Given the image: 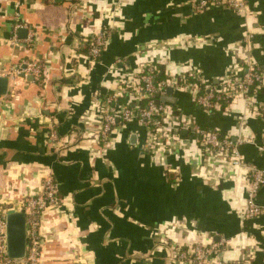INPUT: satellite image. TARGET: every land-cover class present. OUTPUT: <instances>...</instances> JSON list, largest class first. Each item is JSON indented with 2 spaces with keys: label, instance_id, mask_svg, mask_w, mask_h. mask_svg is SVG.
<instances>
[{
  "label": "crops",
  "instance_id": "crops-1",
  "mask_svg": "<svg viewBox=\"0 0 264 264\" xmlns=\"http://www.w3.org/2000/svg\"><path fill=\"white\" fill-rule=\"evenodd\" d=\"M191 1L0 0V76L7 78L0 95V208L19 210L45 177L55 181L59 202L40 218L41 264H178L168 243L208 236L222 242V260L238 261L252 248L249 264H264V212L243 217L246 166L264 167V118L242 99L204 110L173 90L175 102H164L201 127L249 139L239 146L244 165L205 155L188 132L166 149L146 150L135 120L116 124L105 146L96 140L97 96L141 63L163 65L166 75L197 71L213 83L230 71L242 74L247 56L264 66V0H245V13L198 11ZM16 24L27 27L16 30L15 44ZM29 29L35 34L28 46ZM99 33L103 51L91 61L85 40ZM23 59L37 62L41 75L15 73ZM254 99H264V81ZM49 127L56 141L47 139ZM256 202L264 209V185Z\"/></svg>",
  "mask_w": 264,
  "mask_h": 264
},
{
  "label": "built area",
  "instance_id": "built-area-1",
  "mask_svg": "<svg viewBox=\"0 0 264 264\" xmlns=\"http://www.w3.org/2000/svg\"><path fill=\"white\" fill-rule=\"evenodd\" d=\"M191 6L198 11L216 6L244 13L248 11L245 0H192ZM19 27L27 26L16 24L13 27L12 43L16 44L19 41L16 35ZM34 34L35 32L29 29V34L23 39L26 45L33 43ZM250 37L252 34H248L246 40L249 41ZM104 38V33H99L85 40L86 55L89 60L95 61L100 56ZM242 68H244L242 74L237 75L230 71L213 83L197 71L178 75L167 74L163 79H156V68L153 63H141L131 78L119 81L116 88L103 98L97 96L96 104L101 121L97 128L96 140L101 146H105L116 124L135 120L145 130L143 147L146 150L166 149L181 140L182 132H188L195 137L205 155L227 160L233 165H244L239 146L249 142V139L241 135L231 138L222 135L217 129L201 127L193 118L177 111L170 103L157 101L166 88L171 87L173 90L189 94L192 101L204 110L228 108L242 99L250 113L264 118V99L259 102L254 99V95L263 88L264 66H259L247 56ZM15 73L39 77L41 68L37 62L23 59L15 68ZM97 94L101 93L98 91ZM119 97L125 98V101L117 102ZM129 98H132L130 101L133 100L130 103ZM47 139L50 141L58 139L54 127H49ZM258 149L264 151V142L258 146ZM246 167L247 190L243 217L255 219L264 212V209L256 202V194L264 185V168L251 164ZM58 202L57 185L51 176L44 178L39 192L23 199L20 209L26 216L27 246L25 256L19 259H11L6 254L5 214L7 211L0 208V264H41L43 262L45 257L39 229L40 218L47 207L56 205ZM221 243L214 242L212 237L208 236L206 242L187 241L179 244L168 243V245L171 260L178 264H249L252 261L254 257L252 248L245 249L242 258L238 261L222 260L218 255Z\"/></svg>",
  "mask_w": 264,
  "mask_h": 264
},
{
  "label": "water",
  "instance_id": "water-1",
  "mask_svg": "<svg viewBox=\"0 0 264 264\" xmlns=\"http://www.w3.org/2000/svg\"><path fill=\"white\" fill-rule=\"evenodd\" d=\"M22 36H25V29L19 30ZM32 77V76H29ZM7 78L0 76V95L6 93ZM166 94L161 96L157 101L175 102L173 89L167 87ZM185 133V132H182ZM5 248L6 254L11 259L23 258L26 253L27 236H26V216L22 209H10L5 214Z\"/></svg>",
  "mask_w": 264,
  "mask_h": 264
},
{
  "label": "trees",
  "instance_id": "trees-1",
  "mask_svg": "<svg viewBox=\"0 0 264 264\" xmlns=\"http://www.w3.org/2000/svg\"><path fill=\"white\" fill-rule=\"evenodd\" d=\"M264 38V37H263ZM86 50H87V46H86ZM153 65L155 66V68H156V79H163V78H165L166 77V74H165V71H164V67H163V65H159V64H154L153 63ZM107 93H109V92H106V94ZM105 93H103V95H104ZM124 100V98L123 97H119L118 99H117V102H122ZM173 107L175 108V109H177L174 105H173ZM177 111H180V110H178L177 109ZM262 168H264V167H262ZM264 251V250H263Z\"/></svg>",
  "mask_w": 264,
  "mask_h": 264
}]
</instances>
